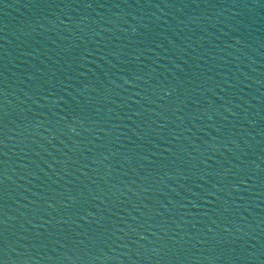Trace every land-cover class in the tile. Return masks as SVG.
<instances>
[{
  "label": "water",
  "instance_id": "water-1",
  "mask_svg": "<svg viewBox=\"0 0 264 264\" xmlns=\"http://www.w3.org/2000/svg\"><path fill=\"white\" fill-rule=\"evenodd\" d=\"M0 264H264V0H0Z\"/></svg>",
  "mask_w": 264,
  "mask_h": 264
}]
</instances>
